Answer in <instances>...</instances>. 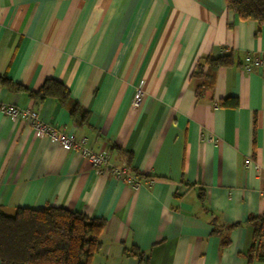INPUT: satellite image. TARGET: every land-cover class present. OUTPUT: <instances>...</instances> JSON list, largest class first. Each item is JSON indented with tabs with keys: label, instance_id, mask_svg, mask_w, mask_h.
Here are the masks:
<instances>
[{
	"label": "crops",
	"instance_id": "crops-1",
	"mask_svg": "<svg viewBox=\"0 0 264 264\" xmlns=\"http://www.w3.org/2000/svg\"><path fill=\"white\" fill-rule=\"evenodd\" d=\"M255 30L224 0H0V75L30 90L61 81L88 123L25 90L0 85V103L86 137L108 153V168L125 165L141 180L133 187L96 173L85 157L0 113V208L55 206L104 219L91 264H247L250 226L229 229L225 246L221 239L225 225L264 213V64L243 67L248 55L264 56V24ZM230 51L235 63L218 69L212 99H196L198 58ZM229 95L238 106L217 105Z\"/></svg>",
	"mask_w": 264,
	"mask_h": 264
},
{
	"label": "trees",
	"instance_id": "trees-1",
	"mask_svg": "<svg viewBox=\"0 0 264 264\" xmlns=\"http://www.w3.org/2000/svg\"><path fill=\"white\" fill-rule=\"evenodd\" d=\"M226 8L241 20L256 24L255 34L264 24V0H224ZM235 63L232 51L220 55L198 58L191 77L201 80L194 89L196 99H212V87L219 68ZM0 85L8 90H25L34 101L51 99L66 107L78 125L88 123V112L71 100L68 87L54 78H46L36 90H30L0 75ZM220 107L235 108L238 98L226 96L217 100ZM203 196V193H201ZM244 224L252 228V243L244 256L247 264L254 259L264 260V213L249 214L245 221L224 226L226 235L221 245L229 243L227 231ZM105 227L102 218H90L82 212H72L63 207H16L12 214L0 208V264H91L101 249L100 235ZM144 262L143 254L136 248L126 251Z\"/></svg>",
	"mask_w": 264,
	"mask_h": 264
},
{
	"label": "built area",
	"instance_id": "built-area-1",
	"mask_svg": "<svg viewBox=\"0 0 264 264\" xmlns=\"http://www.w3.org/2000/svg\"><path fill=\"white\" fill-rule=\"evenodd\" d=\"M263 64V55L257 57L248 55L243 67L246 71H250L253 67H260ZM140 99L141 93L138 90L132 99V105L137 106ZM0 113L11 120L27 122L37 136H48L49 138L56 140L63 149L77 152L80 156L85 157L96 173L102 174L108 170L113 178L126 182L133 187L141 184V180L134 177L125 165L111 166L108 168L106 166L109 158L108 153L104 150L96 151L89 148L87 145L88 139L86 137L76 138L73 134L59 131L54 126L43 122L37 112L32 108H21L15 105L0 103ZM250 162L249 159L245 160L246 165L250 164Z\"/></svg>",
	"mask_w": 264,
	"mask_h": 264
}]
</instances>
